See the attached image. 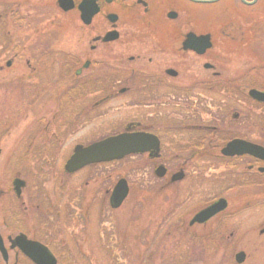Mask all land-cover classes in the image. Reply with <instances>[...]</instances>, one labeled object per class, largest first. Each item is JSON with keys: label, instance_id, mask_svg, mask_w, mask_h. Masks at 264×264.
<instances>
[{"label": "rangeland", "instance_id": "1", "mask_svg": "<svg viewBox=\"0 0 264 264\" xmlns=\"http://www.w3.org/2000/svg\"><path fill=\"white\" fill-rule=\"evenodd\" d=\"M57 1L0 0V224L6 246L9 236L22 232L50 244L59 264H239L234 256L241 250L248 253L242 264H264V174L247 169L249 158L188 152L189 142H203L202 133L181 124L197 116L202 124L211 122L217 127L211 139L222 147L236 137L264 145V107L244 95L264 89V40L256 38L253 21H217L214 49L199 59L184 58L180 77L169 80L182 92L164 89L163 105L133 104L132 92L94 107L98 72L76 71L90 51L86 36L98 23L84 26L76 10L63 12ZM206 62L222 72L215 93L206 86L213 72ZM226 78L228 88L220 89ZM134 120L144 126L156 121L157 133L165 124L172 127L162 137L159 159L132 155L65 171L76 145L120 133ZM185 161L181 182L167 186V177L154 173L158 164L174 169ZM122 177L130 192L113 209L109 197ZM18 180L25 183L21 191ZM221 197L228 208L186 233L191 217ZM14 259L10 250V264ZM20 264L33 263L20 253Z\"/></svg>", "mask_w": 264, "mask_h": 264}, {"label": "flooded vegetation", "instance_id": "2", "mask_svg": "<svg viewBox=\"0 0 264 264\" xmlns=\"http://www.w3.org/2000/svg\"><path fill=\"white\" fill-rule=\"evenodd\" d=\"M81 1L82 0H74L75 7L69 10L63 9L59 4L58 6L63 12H72L76 10L82 21V12L79 9ZM94 5L97 7L98 11L92 17L91 22L89 24L82 22L86 27H93L97 22L98 28H93L91 34L86 36L90 51L87 52L88 54L82 64V69L76 71L79 76L84 70L92 73L98 72L96 92L99 97L94 102V107L110 102L119 95L132 92H135L134 98L132 99L133 104L138 105L148 102L146 104L149 107H155L158 104L163 105V101L166 97L164 89H169L170 87L173 88L174 91L181 89L180 85L175 82L171 83L169 80L180 77L181 68L185 63L184 58H189L190 55H192V58L199 59L202 56H206L214 49L216 37L215 26L217 21L218 23H221L226 19L227 26H233L237 20H242L246 26H251L250 24L253 21V26L257 27L258 32L256 38H260L261 41L264 40V37L262 36L264 35V27L262 26L264 20V0H94ZM193 6L203 7L204 9H208L209 12L200 13L193 8ZM223 16L225 17L224 19ZM229 16L232 17V20L227 18ZM107 25L109 26L108 29L102 32L101 29ZM125 27H128V30ZM190 34H195L196 36L209 35L210 42L212 43L211 47L203 54H199L191 49H185V42ZM248 37L249 35L247 34L245 38ZM111 45H118V50L107 51L106 53L100 52L99 56L96 57L89 54L90 52L93 53L92 51H96L100 47ZM131 49H135V51H127ZM198 63L199 61L197 60L196 64L198 65ZM206 64H208L209 67H207ZM204 67L207 70L213 71L212 74L209 75L210 82H208L206 86L209 88L210 92L212 91L215 93L218 80H221L223 77L222 72L216 70L215 68L217 66L210 62H206ZM199 68V66L195 68L198 70L195 71L194 74L197 76V80L193 86L196 85V87L200 85ZM89 75L90 74H87L86 76L88 77ZM229 81L230 80L227 78L222 80L221 82L223 84L221 83L220 89L228 88L227 84ZM186 89L189 90L188 88ZM259 90L264 92L263 88H259ZM178 92L182 91L180 90ZM75 95L77 94L75 93ZM244 95L246 98L249 97V94L246 92ZM256 102L264 107V102ZM234 117L238 118L239 114L235 112ZM228 118H230V116ZM153 123L152 125L144 126L141 121L134 120L127 124L124 131H146L153 133L159 137L162 150V137L165 133H170L172 127H170L169 124L164 125L163 120L161 123L167 128L166 130L161 129V132L157 133L154 129L155 125H153ZM210 123H200L199 116L195 119L190 118L189 120L184 119L182 121L181 124L186 130L199 131L202 133L201 138L203 142L199 146H192L189 142L188 146L185 147L188 152H191L193 155L197 153H208L215 157L218 148L219 159L228 160L249 158L253 161V164H250L247 169L249 168L252 171L256 170L257 172L264 174V171L260 170L261 168H264V162L261 160L248 155L234 157L223 156L221 154V149L223 147L214 143V139H211L210 136H214L217 127ZM206 143L208 144L206 145ZM145 154L151 159H159L161 151L157 157L151 156L150 152H146L142 155ZM159 165L161 164L156 165V167ZM162 165L165 167L163 178L167 177L165 185L168 186L176 182H181L186 178V161L183 165L174 169L164 163H162ZM179 172L183 173V177L179 180H173L174 176ZM24 186L25 185H23L22 188ZM226 200L229 206V201L228 199ZM199 211L200 210H198L189 220L188 227L185 228L186 233L191 234L190 230L195 228V226L206 225L225 210L211 217L206 222H196L191 224L192 219ZM263 231L264 230H261V234ZM18 234H20V232ZM192 234L196 241L201 238L197 232ZM210 234L212 233L207 232L204 233V236ZM9 238L10 236L8 239ZM46 245L52 250L50 244L46 243ZM10 250L15 251L13 264H20L19 247L8 249V261H4L3 259H1V261L5 264H10ZM241 252L244 253V259L242 262H238L237 255ZM247 254L248 253L245 250L238 251L234 256L235 261L242 264L246 260L248 256Z\"/></svg>", "mask_w": 264, "mask_h": 264}, {"label": "water", "instance_id": "3", "mask_svg": "<svg viewBox=\"0 0 264 264\" xmlns=\"http://www.w3.org/2000/svg\"><path fill=\"white\" fill-rule=\"evenodd\" d=\"M59 5L69 10L75 7L73 0H59ZM82 11V19L86 24L91 22L92 17L97 13L98 9L94 5V0H83L79 5ZM209 35L196 36L190 34L185 42V49H191L199 54H203L211 47ZM209 67L208 64H206ZM249 96L257 101L264 102V92L252 88L248 92ZM160 139L149 132L144 131H125L116 135L108 136L89 145H77L67 159L64 169L68 173H74L84 167L96 163H108L122 160L133 154L150 152V155L157 157L160 154ZM1 154V150H0ZM221 154L226 157L249 155L264 162V146L241 138L230 140L222 149ZM264 171V168L260 169ZM165 171L164 165H160L156 169V174L163 177ZM183 177V173H177L173 180H179ZM18 185H24L22 180H18ZM129 192L128 182L122 178L116 184L110 197V204L113 208H118L126 199ZM228 206L225 198H220L216 202L199 211L191 221L203 223L215 216L217 213L224 211ZM10 248H20V251L28 257L34 264H57V258L52 251L43 243L28 238L24 233H20L15 237H10ZM0 253L5 261H8V249L5 246L4 239L0 228ZM244 253L237 255L238 262L243 261ZM191 264V263H188Z\"/></svg>", "mask_w": 264, "mask_h": 264}, {"label": "trees", "instance_id": "4", "mask_svg": "<svg viewBox=\"0 0 264 264\" xmlns=\"http://www.w3.org/2000/svg\"><path fill=\"white\" fill-rule=\"evenodd\" d=\"M218 154H219V153H218V148H217V150H216V156H215L216 158H219ZM0 261H1V260H0Z\"/></svg>", "mask_w": 264, "mask_h": 264}]
</instances>
